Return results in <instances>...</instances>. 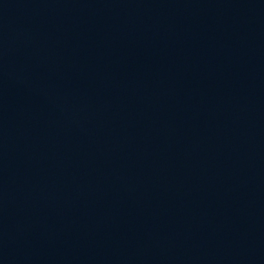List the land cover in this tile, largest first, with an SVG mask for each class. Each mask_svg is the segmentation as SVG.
Here are the masks:
<instances>
[{
	"label": "water",
	"instance_id": "obj_1",
	"mask_svg": "<svg viewBox=\"0 0 264 264\" xmlns=\"http://www.w3.org/2000/svg\"><path fill=\"white\" fill-rule=\"evenodd\" d=\"M0 264H264V0H0Z\"/></svg>",
	"mask_w": 264,
	"mask_h": 264
}]
</instances>
